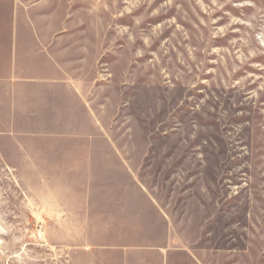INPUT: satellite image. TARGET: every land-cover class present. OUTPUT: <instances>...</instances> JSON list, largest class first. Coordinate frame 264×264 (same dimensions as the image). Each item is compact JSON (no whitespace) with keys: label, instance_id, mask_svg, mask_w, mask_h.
Masks as SVG:
<instances>
[{"label":"rangeland","instance_id":"1","mask_svg":"<svg viewBox=\"0 0 264 264\" xmlns=\"http://www.w3.org/2000/svg\"><path fill=\"white\" fill-rule=\"evenodd\" d=\"M69 1L108 156L55 192L155 201L194 258L264 264V0ZM22 176L0 157V264H69Z\"/></svg>","mask_w":264,"mask_h":264},{"label":"crops","instance_id":"2","mask_svg":"<svg viewBox=\"0 0 264 264\" xmlns=\"http://www.w3.org/2000/svg\"><path fill=\"white\" fill-rule=\"evenodd\" d=\"M70 25L69 0H0V157L31 196L54 199L35 201L52 221L48 238L69 264H215L184 251L155 201H76V184L55 192L108 156L91 145L100 134L87 126L101 132L102 121L79 65L87 40L71 38Z\"/></svg>","mask_w":264,"mask_h":264}]
</instances>
